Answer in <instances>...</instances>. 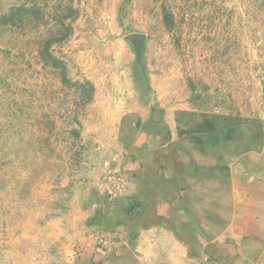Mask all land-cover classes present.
<instances>
[{
  "label": "rangeland",
  "instance_id": "rangeland-1",
  "mask_svg": "<svg viewBox=\"0 0 264 264\" xmlns=\"http://www.w3.org/2000/svg\"><path fill=\"white\" fill-rule=\"evenodd\" d=\"M36 1L46 23L0 28V264H82L141 134L182 173L263 143L264 0ZM63 9L55 68L38 50Z\"/></svg>",
  "mask_w": 264,
  "mask_h": 264
},
{
  "label": "crops",
  "instance_id": "crops-1",
  "mask_svg": "<svg viewBox=\"0 0 264 264\" xmlns=\"http://www.w3.org/2000/svg\"><path fill=\"white\" fill-rule=\"evenodd\" d=\"M165 137L140 135L126 188L100 223L103 239L95 236L113 241V253L89 237L82 264H264V140L231 148L220 169L182 173ZM208 178L221 188L202 195L196 186L206 190Z\"/></svg>",
  "mask_w": 264,
  "mask_h": 264
},
{
  "label": "trees",
  "instance_id": "trees-1",
  "mask_svg": "<svg viewBox=\"0 0 264 264\" xmlns=\"http://www.w3.org/2000/svg\"><path fill=\"white\" fill-rule=\"evenodd\" d=\"M66 10L71 11L70 9H66ZM65 11L64 9L60 11L59 12L60 14L57 15L56 19L52 22L51 38L44 41L40 45L38 50V54L45 60L52 63L53 67L59 65L60 62L54 58L53 54L51 53V49L55 44L64 42L69 35V31L71 30V26L67 25L66 21L62 17V14H64ZM46 21H48L47 15L45 14V11L43 10L41 4H39L36 0L31 4L12 8L6 14H0V28L12 27L15 29L16 28L25 29V28H30L31 25H35V26L37 25L39 27L43 23H46ZM61 68L63 69L64 67ZM87 84L90 85L88 82ZM91 88H92V84H91Z\"/></svg>",
  "mask_w": 264,
  "mask_h": 264
},
{
  "label": "built area",
  "instance_id": "built-area-1",
  "mask_svg": "<svg viewBox=\"0 0 264 264\" xmlns=\"http://www.w3.org/2000/svg\"><path fill=\"white\" fill-rule=\"evenodd\" d=\"M110 185L107 187V196L109 200L117 199L120 194H122L125 190V181L124 179L120 178H110L109 179ZM114 246L113 241L107 239L103 242L101 248L106 252H112V248Z\"/></svg>",
  "mask_w": 264,
  "mask_h": 264
}]
</instances>
